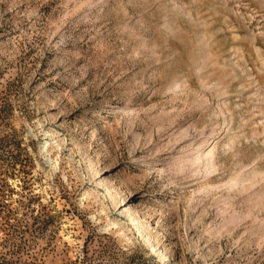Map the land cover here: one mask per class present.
<instances>
[{
	"label": "rangeland",
	"instance_id": "374dc122",
	"mask_svg": "<svg viewBox=\"0 0 264 264\" xmlns=\"http://www.w3.org/2000/svg\"><path fill=\"white\" fill-rule=\"evenodd\" d=\"M0 264H264V0H0Z\"/></svg>",
	"mask_w": 264,
	"mask_h": 264
},
{
	"label": "bare ground",
	"instance_id": "6f19581e",
	"mask_svg": "<svg viewBox=\"0 0 264 264\" xmlns=\"http://www.w3.org/2000/svg\"><path fill=\"white\" fill-rule=\"evenodd\" d=\"M217 133H218V131H217ZM214 135H215V133H214ZM198 144L200 145L199 146V148H202L203 146H205V144L203 145V143L202 142H198ZM198 149V148H197ZM202 150V149H201ZM201 152V151H200ZM139 230H144L143 229V227H142V225L141 224H139ZM146 238L148 239L149 238V235L146 233Z\"/></svg>",
	"mask_w": 264,
	"mask_h": 264
}]
</instances>
